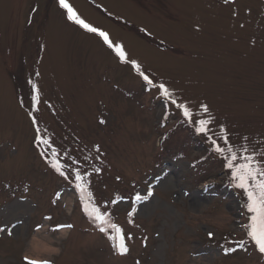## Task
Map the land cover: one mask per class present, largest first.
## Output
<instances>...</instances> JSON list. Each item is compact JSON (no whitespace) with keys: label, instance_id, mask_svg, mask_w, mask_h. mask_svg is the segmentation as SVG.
Segmentation results:
<instances>
[{"label":"rangeland","instance_id":"rangeland-1","mask_svg":"<svg viewBox=\"0 0 264 264\" xmlns=\"http://www.w3.org/2000/svg\"><path fill=\"white\" fill-rule=\"evenodd\" d=\"M65 2L98 31L0 0V264H264L233 177L264 171V0Z\"/></svg>","mask_w":264,"mask_h":264},{"label":"snow or ice","instance_id":"snow-or-ice-1","mask_svg":"<svg viewBox=\"0 0 264 264\" xmlns=\"http://www.w3.org/2000/svg\"><path fill=\"white\" fill-rule=\"evenodd\" d=\"M60 4L61 7L67 9L69 19L74 20L77 24L90 32L98 31L96 28L91 27L89 24L80 19L79 16H77L74 10L71 8V6L65 2V0H60ZM99 35L104 38L106 43H109L110 47L112 46L111 42H109L108 37L104 32H99ZM117 52L120 58L123 60L125 58V54L119 48V46H117ZM144 79L148 80V77L145 76ZM148 82L151 83V81ZM160 87L163 89L165 96L169 95L168 90L165 89L163 85H161ZM180 107H183V105H181ZM204 111H207L206 107ZM184 115L186 117H189L191 115L187 108L184 109ZM199 123L200 127L198 128V131L205 132V125L208 123V121L201 120ZM43 143L47 144L48 141L44 140ZM216 150L221 153L223 152V149L219 148L218 146ZM234 159H236L235 156L232 157V160ZM244 159L245 163L235 167V170L233 171V177L238 181L236 187L243 189L247 194V208L248 211L253 214L250 218V224L248 225V235L255 243L259 252L264 253V179H257L258 176H264V171L253 169L250 157H245ZM227 166L229 168L234 167L231 160L229 161ZM52 167L55 168L57 172H60L61 175H64V172L62 171V165L58 161L54 162L52 164ZM76 178L78 181L83 180V177L79 174V172L76 173ZM250 181H253L254 183H250ZM77 186L80 187L79 184ZM81 192H84L83 188H81ZM136 199L139 200L141 199V197L137 196ZM85 212H87L89 216H92L96 221L99 222L100 225H102L100 229L102 232H108V229H111L112 235L109 236V239L114 241V247H116L117 251L120 254H125L128 252V248L125 244L123 230L118 225L111 223L108 218L94 206L89 208L88 204H85ZM103 225H107V227H103ZM0 231L4 230L0 229ZM9 234H11V232H9ZM209 235H211V233ZM230 250L231 249H229V251ZM27 264H48V262L28 260Z\"/></svg>","mask_w":264,"mask_h":264},{"label":"trees","instance_id":"trees-1","mask_svg":"<svg viewBox=\"0 0 264 264\" xmlns=\"http://www.w3.org/2000/svg\"><path fill=\"white\" fill-rule=\"evenodd\" d=\"M138 95V94H137ZM182 124H183V122H182ZM181 124V122L179 121L178 122V124L177 125H182ZM175 128H177V127H175ZM186 130H187V133H188V135H189V137L188 138H190V139H194V138H196L197 137V133L192 129V128H186ZM202 142V141H201ZM180 153V152H179ZM179 156H181V155H179ZM200 160H201V158H200ZM225 169H222L223 170V172H224V174H226L227 175V178L228 179H230L231 178V174L230 173H228V171H227V169H226V167H224ZM219 185H218V183H212V185H211V188H216V187H218ZM222 186H224V187H231V186H233V182L231 181V180H225L224 181V184L222 185ZM95 225V224H94Z\"/></svg>","mask_w":264,"mask_h":264},{"label":"bare ground","instance_id":"bare-ground-1","mask_svg":"<svg viewBox=\"0 0 264 264\" xmlns=\"http://www.w3.org/2000/svg\"><path fill=\"white\" fill-rule=\"evenodd\" d=\"M66 231H63L62 233H65ZM39 247L38 242L35 243V248Z\"/></svg>","mask_w":264,"mask_h":264}]
</instances>
